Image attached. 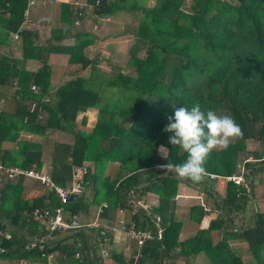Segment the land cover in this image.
<instances>
[{
	"label": "trees",
	"instance_id": "16d2710c",
	"mask_svg": "<svg viewBox=\"0 0 264 264\" xmlns=\"http://www.w3.org/2000/svg\"><path fill=\"white\" fill-rule=\"evenodd\" d=\"M29 1L0 0V20L5 17L3 39L20 29L24 12L29 13L31 7ZM88 4L97 15L141 12L137 28L130 33V70L110 77L106 84L119 104L104 102L97 82L80 76L89 66L95 69L96 63L83 54L93 43L92 35L76 36L69 47H48L46 52L69 55L68 65L74 68L71 78L49 97L43 83L47 65L35 73L17 71L15 110L0 112V162L5 167L38 171L43 163L42 146L22 139V132L37 136L45 135L48 129L67 132L73 136L72 144L55 142L52 147V180L68 187L73 167L86 162L94 165V170L88 169L82 177L83 191L72 194L73 200L64 206L67 220L74 215L79 219L81 213L88 215L91 207L103 203L107 207L100 218L106 226L117 220L118 211L130 213L126 228L133 225L135 230L153 236L141 248L136 264H177L176 259L193 264L198 258L205 264H264V212L256 211L254 201L257 175L264 172L261 152H251L255 162L244 163L248 168L245 183H226L223 197L213 187L215 180L205 176L206 182L193 184L177 179L174 169L166 173L160 169L169 161L175 165L186 158L168 144V134L163 132L173 107L190 109L199 104L203 112L230 115L240 125L241 137L226 150H214L209 155L207 173L237 174L238 161L248 154V141L259 142L264 149V0H88ZM62 9L68 19V6ZM73 21L70 18L68 23ZM20 37L23 57L41 58L43 50L34 47L32 33L23 30ZM10 62L6 58L0 61V85L13 78L8 73ZM13 68L17 70L16 63ZM31 84L40 91H32ZM117 90L125 93L118 95ZM46 96L49 101L44 102ZM87 111L97 118L90 133L77 130L75 125L76 118ZM4 143L15 144L16 148L3 149ZM161 144L171 149L169 160L162 159L157 151ZM113 165H117L116 170L107 175L108 166ZM17 180L5 181L0 176V227L11 233V239L2 244L6 252L0 255V263L25 259L28 264H47L42 253L57 254L58 263H103L97 254L98 244L114 233L102 236L100 229L87 227L50 231L32 216V211L53 213L59 199L52 192L25 199V179ZM180 184L199 188L206 201L211 199L210 210L219 212L207 228L198 230L210 210L205 203L192 206L188 218L197 232L183 240L180 234L185 224L177 218L176 203ZM87 191L92 193L91 199ZM148 193L158 197L150 211L138 205ZM249 202L252 215L245 224L236 225L233 214L244 212ZM160 230L162 239L157 238ZM32 243L35 247L26 249ZM240 244L251 255L248 263L242 258ZM105 248L110 253L108 262H121V257Z\"/></svg>",
	"mask_w": 264,
	"mask_h": 264
},
{
	"label": "crops",
	"instance_id": "0c3cea01",
	"mask_svg": "<svg viewBox=\"0 0 264 264\" xmlns=\"http://www.w3.org/2000/svg\"><path fill=\"white\" fill-rule=\"evenodd\" d=\"M63 6H68L69 9V18L67 19V15L64 12V9H62ZM65 13V14H64ZM135 13V12H133ZM132 13H127L125 11H119L117 14L114 15H97L94 13V9L92 6L88 4V0H36L34 6H31L29 8V17L31 18V25H29L26 30L32 33L33 37V45L36 47V49H42L43 53L41 54V58H24L23 52H22V38L20 37L19 40L14 41L12 39V33H9L8 36L3 39L1 37V33H3V17H1L0 20V61L3 58H6L8 60H11L9 63V70L8 73L13 76V78H9L8 82L4 85H0V112H9L13 113L15 110V99L16 93H17V80H18V74L17 71H26L29 73H35L37 72L44 64L47 65V73H45V81L43 82L44 85L48 87V95L49 97H52L56 90L62 86L66 81H68L71 78V74L73 73L74 68L68 65L69 61V55L64 54L58 51H47L48 47H54V48H65L69 47L70 45L74 44L76 41V36H80V34H90L93 36V43L84 49V56H86L85 52L87 49L94 47L97 43H101L103 41L102 38H105V32H108V35H111V32L119 29L120 23H125V29L126 34L128 35L132 28L129 25L130 23V16ZM73 19L74 21L72 24H69L68 21ZM105 20H108L106 23ZM24 23H22L23 25ZM21 25V26H22ZM118 26V28H117ZM111 37V36H110ZM122 35H118L115 38H120ZM101 38V39H100ZM52 39V40H51ZM100 39V42H99ZM41 50V51H42ZM99 56V54H97ZM14 63L17 64V70L13 68ZM73 68V69H72ZM34 85H30L31 87ZM36 87V86H35ZM38 89V92L40 91V87H36ZM32 90V89H31ZM49 97H44V102L49 101ZM34 106V104H33ZM41 112V108H39V111ZM94 113H90V111H87L86 113L80 114L78 118L80 117V121H77L75 125L78 126L79 123L82 125L86 124H95L96 120L95 117H93ZM47 118V113L45 112L43 115V121ZM93 129V128H92ZM91 128L85 129L84 126H80L81 131H85L87 133H90ZM57 134V140H53L52 143L47 142L48 148H43L44 144L42 143L43 138L49 133L46 131L45 135L43 136H37L33 134H28L22 132L21 138L40 144L42 147V166L40 170H44L47 172H50L51 170V156H52V147L55 142L58 143H64V144H72L73 142V136L72 134H69L64 131L55 130L52 129ZM54 142V143H53ZM46 143V144H47ZM3 149L9 148V149H15V144L10 143H4L2 145ZM50 150V151H49ZM88 169H91L92 164L89 162L84 163ZM117 165L108 166L107 168V175L113 174L116 170ZM14 167V166H11ZM19 167V166H17ZM73 169V168H72ZM112 170V171H111ZM111 171V172H109ZM24 187L25 192L24 195H22L25 199L27 198H35L38 196H41L44 194H47L48 191L45 190L44 187L40 185V183L26 179L24 178ZM16 182L18 180H15ZM11 181V182H15ZM72 181V180H71ZM70 183L68 184V187H70ZM10 182V183H11ZM220 182V181H219ZM226 184L222 182L221 188L217 187L215 191L220 195L224 196L225 193V187L222 186ZM224 189L223 192L221 189ZM186 190V192H185ZM83 191V188L77 192L81 193ZM188 194V195H187ZM203 193L200 192V190H197L196 188H191L190 186H187L185 184H180L178 187V195L176 197V203H177V215L178 211L181 208H185V210L182 211L183 217V223L184 231L181 232L180 238L186 239L188 237H191L195 235L197 232L196 229H205L207 228L209 222L212 219H216L219 216V212L212 211L209 208L207 210L208 212L207 216H205L199 227L196 228L195 225L190 224V220L188 218L189 209L192 206L198 205L194 202L195 196L194 195H202ZM87 197L89 199L92 198V193L90 191H87L86 193ZM158 197L155 194L148 193L146 196L142 197L139 200V204L141 207H143L146 210H151L156 204ZM187 203H192L194 205H188ZM187 204V205H185ZM210 204V202H209ZM191 206V207H189ZM107 207L106 203L101 204L100 206H93L90 208L88 215H85L83 213L79 214V222L82 224L83 227L91 228V229H100V234L102 231V226H106L107 223H105L101 218L100 215L102 213V210ZM181 207V208H180ZM188 207V208H186ZM101 209V212L99 213L98 209ZM127 214V217L123 215V213ZM236 214V213H235ZM120 223H124L125 226L127 224H130V213H127L126 211H118L117 213V220L113 224H108L109 226H112L114 228H119ZM97 225V227H96ZM5 230L9 231L7 228H4ZM119 230V229H118ZM116 229L112 238L107 237L106 243L104 244V247H107L108 250H112L116 256L122 255L121 258H125L129 255L135 254L137 251L136 243L133 241V239L129 238L128 235L124 232L118 231ZM10 232V231H9ZM11 234V233H10ZM10 240V239H9ZM104 240V239H103ZM100 241L99 245L103 242ZM7 241V240H4ZM3 241V242H4ZM100 249V248H99ZM100 251V250H99ZM129 252H131L129 254ZM54 257L58 258V255L55 253H52ZM13 261H2L0 264H15L12 263ZM38 261L33 262V264H37ZM183 263V262H182ZM204 263V262H203ZM201 261V258H198L193 264H203ZM205 264V263H204Z\"/></svg>",
	"mask_w": 264,
	"mask_h": 264
},
{
	"label": "rangeland",
	"instance_id": "374dc122",
	"mask_svg": "<svg viewBox=\"0 0 264 264\" xmlns=\"http://www.w3.org/2000/svg\"><path fill=\"white\" fill-rule=\"evenodd\" d=\"M69 1V0H67ZM187 6H185V8H187ZM141 16V12L137 11L135 13H132V15L130 16V23L129 25L132 28V31L134 29L137 28L138 24H139V19ZM106 23H108V20H105ZM31 25H23L22 28L23 30H26V28ZM118 28V26H117ZM126 29H125V23H120V27L118 30H116L117 33H115L114 31L111 32V35H108V32H105V38H102L103 41L101 43H97L94 47H91L89 49L86 50L85 54H86V58L90 61H94V63H96L93 67H95V69H92V66H89L85 71H83L80 76L86 79H90L92 81L97 82L96 85H99L97 91L99 92V97L104 101V102H108V103H116L118 101L117 96H115L112 92H110V90H108L106 88V84L108 83V81L110 80V77H114L115 75H117L118 73H126L130 70L129 67V49L133 44V33L132 35H130V33L127 35L126 34ZM118 35H122V37L120 38H115ZM111 36V37H110ZM101 39V38H100ZM99 39V42H100ZM99 54V56L97 55ZM35 92V91H34ZM125 92L123 90L118 91L117 90V94L118 95H123ZM119 98V96H118ZM49 99V98H48ZM119 103L117 102V105ZM93 117L96 118V114H93ZM80 117H77V121H80ZM95 124H84L82 125L81 123L78 124V126L76 127L77 130L80 129V126H84L85 129H92L94 127ZM47 132H49L44 138L42 143L44 144L43 148H48V143L50 142L52 143L53 140H57V134L52 130V129H48ZM85 132V131H84ZM47 143V144H46ZM54 143V142H53ZM246 149H247V153L241 160L238 161V170L240 171L241 169H244V183L246 181V176L248 174V168L244 166L245 162H250V163H254L255 161L251 159L252 155L251 152L253 151H258L261 152L264 155V149L263 147L259 144V142L256 141H248L246 143ZM50 151V150H49ZM160 154V153H159ZM257 164V163H255ZM91 171L94 170V165L92 164L91 166ZM162 169V168H160ZM170 170V169H169ZM112 171V170H111ZM109 171V172H111ZM83 177V176H82ZM81 177V180H82ZM259 180V181H258ZM220 180H215L216 182V186L213 185V187L216 189L217 187L221 188V183L224 181H220ZM202 182H206L205 180H203ZM210 185V182L207 183V185ZM82 185V183H81ZM223 188L225 187V184L222 186ZM221 189L222 192L224 189ZM198 190H200L198 188ZM186 192V190H185ZM200 192H202L200 190ZM254 192H255V209L256 211H261L264 212V172L263 173H259L257 175V179L255 181V187H254ZM225 194V193H224ZM188 195V194H187ZM195 196V200H193L192 202L198 204V205H202L205 203V205L207 206V208L210 209L211 205H209V202H211V199L207 200V198H205V195H194ZM209 201V202H208ZM188 205L190 204L191 206L194 205L192 203H187ZM185 204V205H187ZM189 206V207H191ZM181 208V207H180ZM188 208V207H186ZM212 209V208H211ZM185 210V208H181L178 211V215L177 218L180 221H183V217L184 214L182 215V211ZM123 215H125V217H127V214L124 212ZM252 215L251 212V203L249 202L247 204V209L244 212L237 214H233V216L235 217V224L236 225H241V224H245L249 217ZM183 216V217H182ZM209 225V224H208ZM208 227V226H207ZM217 233L214 232L212 238L213 240L216 242L218 239V236L216 235ZM152 236V235H151ZM129 237V236H128ZM130 238V237H129ZM157 238L162 239V232L160 230L159 232V236H157ZM153 239V236H152ZM235 244V243H234ZM236 245H234L235 247ZM239 246H241L240 250L242 253V258L245 261V263H248L251 261V255L250 253L246 250V246L243 244H240ZM243 251V252H242ZM131 252H129L130 254ZM98 256H99V251L97 252ZM122 255H117V257H121ZM177 257V256H176ZM177 264H182L181 259H176L175 261Z\"/></svg>",
	"mask_w": 264,
	"mask_h": 264
},
{
	"label": "clouds",
	"instance_id": "9594fccd",
	"mask_svg": "<svg viewBox=\"0 0 264 264\" xmlns=\"http://www.w3.org/2000/svg\"><path fill=\"white\" fill-rule=\"evenodd\" d=\"M168 123L163 132L168 134V144L178 148L186 155L180 164L170 161L161 165L165 173L174 169L176 178L201 183L206 176L205 163L214 150H226L234 139L243 135V131L234 118L215 111L201 110L199 104L188 107H173V114L168 115ZM157 151L161 158L169 160L171 149L161 144Z\"/></svg>",
	"mask_w": 264,
	"mask_h": 264
},
{
	"label": "built area",
	"instance_id": "2783aa9c",
	"mask_svg": "<svg viewBox=\"0 0 264 264\" xmlns=\"http://www.w3.org/2000/svg\"><path fill=\"white\" fill-rule=\"evenodd\" d=\"M35 1L36 0H30L29 5L31 6L34 5ZM28 24H30V18H29V13L26 10L24 12L23 25L26 26ZM22 26L17 32L11 35L14 41H17L19 39V33L23 31ZM31 89L32 91H35V93L38 92L35 86H32ZM263 160H264V155H263ZM86 172H88V168L85 165L73 167L72 181L70 187H63L56 184L52 180L49 172L47 171L44 170L37 171L34 168L24 169L17 166L5 167L0 162V176L3 177L5 181H15L19 177H24L26 179L34 180L40 183V185L44 187L45 190H47L48 192H52L57 196V198L60 201V205L57 208H55L53 213L47 210L41 211L40 209H34L32 211V216L42 224L47 225V228L52 232L56 230L66 231L70 229H80L81 227H83L82 224H80L77 215H74L70 219V221L66 219L64 206L69 202V199L72 194L79 192L83 188L81 185V177ZM244 176H245L244 169H241L240 171L238 170L237 174L231 176H218L206 172V177H208L210 180H220V181H224V183L232 182L235 185L244 184V178H245ZM98 210H99L98 212L100 213L101 209L99 208ZM126 227L127 226H125L124 223H120L119 228L102 226L101 235L104 236L106 232H110V231L115 232L116 229L117 230L119 229L118 231L126 233L136 243V247H137L136 253L134 255H129L123 258L121 262H118L116 260L108 262V260H110V253L104 247V244L106 243V239H104L103 242L99 245L100 247L99 257L103 262L102 264H136L141 255L140 254L141 248L144 246L146 241L152 240V236L150 232L137 231L135 230V227L133 225L130 226L129 228ZM9 239H11L10 232L0 227V255L6 252V249L2 246L3 241ZM34 247H35V243H32L26 246V249L31 250ZM41 256L47 260V264H66L64 262L58 263L52 253L48 255L42 253ZM76 258H78V255H76ZM15 264H28V260L20 259Z\"/></svg>",
	"mask_w": 264,
	"mask_h": 264
},
{
	"label": "water",
	"instance_id": "95a60500",
	"mask_svg": "<svg viewBox=\"0 0 264 264\" xmlns=\"http://www.w3.org/2000/svg\"><path fill=\"white\" fill-rule=\"evenodd\" d=\"M69 200L72 201L73 200V196H71Z\"/></svg>",
	"mask_w": 264,
	"mask_h": 264
}]
</instances>
